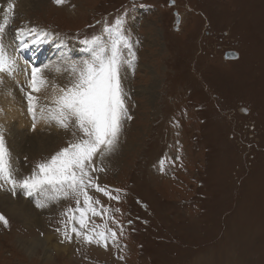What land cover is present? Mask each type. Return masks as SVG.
Here are the masks:
<instances>
[{
  "label": "rangeland",
  "instance_id": "obj_1",
  "mask_svg": "<svg viewBox=\"0 0 264 264\" xmlns=\"http://www.w3.org/2000/svg\"><path fill=\"white\" fill-rule=\"evenodd\" d=\"M27 8L10 13L11 42L48 29L80 50L54 93L74 81L73 64L90 59L95 37L108 42L118 21L135 58L125 47L127 116L118 139L92 161L101 190L86 192L97 214L82 192L25 201V189L0 178V197L36 211L28 224L0 203L7 221H0V264H264V0H31ZM229 52L238 58L226 60ZM29 120L25 129L4 121L23 137L21 145L12 135L5 144L17 181L82 135L45 119L35 140ZM101 231L107 246L87 241ZM44 236L65 249L33 252Z\"/></svg>",
  "mask_w": 264,
  "mask_h": 264
},
{
  "label": "snow or ice",
  "instance_id": "obj_2",
  "mask_svg": "<svg viewBox=\"0 0 264 264\" xmlns=\"http://www.w3.org/2000/svg\"><path fill=\"white\" fill-rule=\"evenodd\" d=\"M55 2L61 4L64 0H55ZM13 7L12 3L7 5L4 19L0 22V73H6L9 76L15 71L16 60L7 55L3 35L5 28L11 23L12 17L9 14L12 13ZM119 25L118 21L115 34L108 42H102L100 37H95L91 41L93 48L90 59L81 61L79 66L76 64L72 66L74 81L66 89L60 90L61 95L56 98L53 107L41 109L42 119L49 122L54 121L64 129H69L70 126L77 129L82 134L79 139L69 142L67 147L62 148L50 159L39 163L30 176L17 181L12 176L10 154L5 146L3 132L0 130V178L9 181L13 190L20 186L29 195L56 199V193L62 189H72L82 192L85 196V203L89 205L88 211L97 214L89 203L91 197L86 192L89 186L96 187L98 191L101 190L95 185L91 176V172L95 170L92 161L97 153L102 156L111 151L118 139L122 129V120L127 116L120 76L124 48H128L129 54L135 58V53L130 51L131 44L120 30ZM105 31L112 32L111 29H105ZM84 43L90 42L85 41ZM39 72L38 68L32 69L33 91H39L45 83L39 76ZM35 99L31 93L28 94L29 110L33 112L34 119L36 118ZM75 135L74 131L73 136ZM37 206L43 205L38 203ZM0 221L7 224L2 215H0ZM80 223L82 226L85 223L83 213ZM72 230L77 232L75 227ZM77 234L80 233L77 232ZM97 235L100 237L99 240L94 241L91 235L86 236V239L89 243L104 241L107 246L106 232L101 231ZM115 235L114 231L111 232L113 238ZM68 238L71 239V237Z\"/></svg>",
  "mask_w": 264,
  "mask_h": 264
},
{
  "label": "bare ground",
  "instance_id": "obj_3",
  "mask_svg": "<svg viewBox=\"0 0 264 264\" xmlns=\"http://www.w3.org/2000/svg\"><path fill=\"white\" fill-rule=\"evenodd\" d=\"M30 1L31 0H0V8L6 7L5 10L0 11V16H5L9 3L16 6V8L15 6L13 7L14 13L19 14L20 12L22 15L26 14L28 11L27 6ZM12 19H15V15ZM2 21L3 20L0 19V22ZM33 32L32 39L21 35L20 37H14V42H11L7 26L3 35V44L7 55L16 60L14 73L11 76L6 73H1L2 76L0 79V81H2L0 82V92L4 93L6 97L5 100H0V108L7 109L6 116L2 112L0 113V130L3 132L5 144L10 135L14 137L13 141L17 142L18 145H21L23 141L21 132L16 128L5 125V120L9 122L14 121L18 128L25 129L27 127L26 120L30 119L28 123L29 129L27 131L33 139L37 140L39 132L43 131L44 128L43 124L41 129L39 128V123L45 121V119H42L40 116L41 109L44 108L43 101L48 99L52 94H55L56 98L61 95L60 91L56 93L53 92V86L58 79H64L67 76L68 67L66 68L64 65L65 62H71L72 59L80 53L78 47H74L75 49H73L71 45L67 46L63 40L57 37L54 31L52 32L48 29H34ZM55 53L58 56L56 60L53 58ZM46 55L49 57L47 63H45ZM33 68L40 69L39 76L45 81L39 91H33L31 85ZM29 93L36 98L35 119L33 118V112L29 110L30 105L28 101L26 102ZM39 106H41L40 109ZM26 115H29V117L26 118ZM34 125L35 127H33ZM24 196L25 201H29L31 195L26 192ZM35 197L37 198V196ZM12 200L13 196L8 194L0 197L1 208L4 212L16 218H22L28 224L35 222L36 211L30 208L28 209L27 207H18ZM52 241V237L49 236L36 238L33 252L41 249L49 254L52 253L55 248L58 250H61V248L65 249L63 243L51 244Z\"/></svg>",
  "mask_w": 264,
  "mask_h": 264
},
{
  "label": "water",
  "instance_id": "obj_4",
  "mask_svg": "<svg viewBox=\"0 0 264 264\" xmlns=\"http://www.w3.org/2000/svg\"><path fill=\"white\" fill-rule=\"evenodd\" d=\"M176 24H177V28L179 27V25L181 24V15H179V13L176 12ZM238 58V55H236L235 53H226L225 55V59L226 60H235Z\"/></svg>",
  "mask_w": 264,
  "mask_h": 264
}]
</instances>
